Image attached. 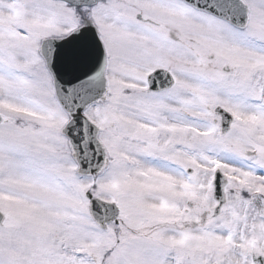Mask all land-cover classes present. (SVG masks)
<instances>
[{
	"label": "snow or ice",
	"instance_id": "6c2138e0",
	"mask_svg": "<svg viewBox=\"0 0 264 264\" xmlns=\"http://www.w3.org/2000/svg\"><path fill=\"white\" fill-rule=\"evenodd\" d=\"M0 264H264V0H0Z\"/></svg>",
	"mask_w": 264,
	"mask_h": 264
}]
</instances>
